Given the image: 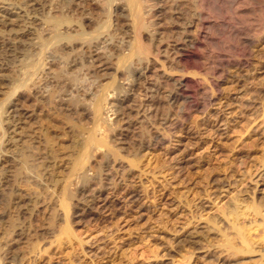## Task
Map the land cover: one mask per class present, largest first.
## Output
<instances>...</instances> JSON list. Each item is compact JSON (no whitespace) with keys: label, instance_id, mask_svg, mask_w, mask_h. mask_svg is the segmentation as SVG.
I'll return each instance as SVG.
<instances>
[{"label":"rangeland","instance_id":"rangeland-1","mask_svg":"<svg viewBox=\"0 0 264 264\" xmlns=\"http://www.w3.org/2000/svg\"><path fill=\"white\" fill-rule=\"evenodd\" d=\"M61 1L44 0L28 16L31 43L50 36L44 31L48 16H73ZM13 2L0 5L21 11L22 0ZM140 3L146 28L127 0H88L85 13L73 16L90 43L109 36L118 44L107 69L92 77L81 60L80 82L108 100L97 126L93 116L86 120V133L106 138L108 146H93L86 157H79L73 133L80 119L59 107L54 84L44 79L60 72L51 65L52 44L0 60V240L9 235L15 241L14 264H178L190 256L189 264H229L228 253L207 242L179 244L206 231V219L221 220L219 209L232 199L244 207L255 197L264 213V0ZM134 43L144 53L121 63ZM182 49L188 58H180ZM28 55L39 61V70L17 90ZM137 71L142 77L136 81ZM185 83L189 93L182 95ZM116 91L119 98L129 92L122 108L114 105ZM215 180L230 185L220 191ZM201 206L203 219L194 220ZM252 236L260 238L258 232ZM260 245L261 252L241 261H261Z\"/></svg>","mask_w":264,"mask_h":264},{"label":"bare ground","instance_id":"bare-ground-1","mask_svg":"<svg viewBox=\"0 0 264 264\" xmlns=\"http://www.w3.org/2000/svg\"><path fill=\"white\" fill-rule=\"evenodd\" d=\"M6 1H9V3H14L13 1H15V2L17 1L18 3H20V0H0L1 3H3V2L5 3ZM42 1H44V0H22V2L20 4L23 8L19 7L22 9L21 11L19 9L12 8L13 5H9V4H8L9 6L0 5V35H1V37H0V60L1 61H6V60L8 61L9 58L20 59V58H18L19 55L22 56L24 51H26V50L29 51V49L33 45H36V47H35V48H37L36 50H39L41 52L49 44H52V49H51L52 52H51V56H50V59H51L50 61L52 63L51 65L59 67L60 72L56 78L50 77L48 74H46V76L44 75L45 76L44 79L46 81H48L49 83L54 84L55 89L53 90V92L51 94H52V97L54 96V98L56 96H58L57 98H60V101H58V102H60L59 107L62 106V109H64V108L67 109V111L72 112L73 115H75L76 117H78V119H80L79 121H81V123H79V125H77V128L73 130V133H74L75 140H77V143L80 147V152H81L80 155H82V156H79V157L80 158L86 157L88 155V149L89 148L96 146V145L99 148L108 146V143L105 140L106 138L97 140L95 134L92 133V131H90L88 134L86 133V130L88 128V127L86 128V126H88V124H90L87 122L89 120L90 116L91 117L93 116V126H97V124H99L101 114H103L102 113L103 108L107 104L108 100H107V98H105V96H106L105 93L102 92V94H98V92L96 91L95 88H93V89L87 88L88 86L87 87L83 86V84L80 82L81 78L79 76L80 75L79 73H81L80 71L83 68L82 64H81V60H84V63H86L88 65V66L85 65V67H87L89 70L86 69L87 71L86 70L85 71L87 72V75H91V77H92V75H94L92 73H97L98 69H102V70L107 69L109 62L112 59L111 53L113 52L114 49L118 48V44L114 41V39H112V37H109V36H106L105 38H103L102 40H100L94 44L90 43V40L92 38L90 39L89 33H87L84 25L80 21H78V19L75 21V19L73 17L74 14H76V12H79L81 14L85 13L84 9L88 7V0H62L61 2L66 7V10L70 11L71 13L72 12L74 13L73 16H70V15L65 14V13H62V15L58 14L57 16H53L54 14L51 16H48L46 20L49 23V29L44 30V31L46 32L47 35H50V36L48 38H46L44 36L45 39H41L39 41V43H37V44L31 43L32 40H30V38L32 36V32H30L29 30H25L26 29V23H27V20L29 18L28 16L31 13H36L39 10H41L40 7L45 6V4H43L42 6L39 5ZM111 2H112V0H107L108 4H110ZM126 5L130 9L129 11H131V14L135 15V17H137L138 25L140 26V28L141 27L146 28L145 25L143 24L142 20L139 19V15L141 13L140 11L142 8L141 7L142 4L140 3V0H127ZM16 6L18 7V4ZM22 12H25L27 14L26 15L27 17L26 16L24 17V15H22ZM5 33H9L11 35H8V37H7L5 35ZM182 40H183V38H182ZM182 42H184V41H182ZM129 52L130 53L128 56H126V57L122 56L119 58V61H121V63L125 62L127 60V57H129V56L133 57L136 54L139 55V54L144 53L140 43H139V46L138 45L135 46V43H134V46L129 50ZM37 54H39V53H37ZM138 55H136V56H138ZM37 56H39V55H37ZM180 58H182V59L188 58V51H185L184 49H182V51L180 53ZM27 60H28V63L23 65V67H24L23 69H25V71L23 73L25 78L22 80H18V82H17L18 86L16 87L17 90L25 88L26 87L25 81L30 79L31 76L36 74L39 70L38 69L39 68V61H37V59L33 60L32 58H30V60H29V55H28ZM40 60H41V57H40ZM17 63H19V62H17ZM0 64H1V62H0ZM19 65H21V64H19ZM128 68H130V67H128ZM142 68H145V67L142 66ZM18 69H19V67H18ZM20 69H22V68H20ZM131 71L132 70H128L129 75L132 73ZM140 71H142V70H140ZM140 71L134 72L135 73L134 75L136 76V79H135L136 81L140 80V78L142 77V74ZM1 72H3V70H1V66H0V81H1V77L3 75V74L1 75ZM1 84L2 83L0 82V85ZM45 85H46V82H45ZM119 87L120 86H118V88ZM187 88L188 87H187L186 83L180 86L179 91L181 92L182 95L183 94L186 95L189 93ZM45 90H43V91L45 92ZM121 90H122V88H121ZM121 92L122 91H120L119 93H121ZM99 93H101V92H99ZM117 93L118 92L116 91V93H114L112 96L115 97V95H118ZM128 93L127 92H124V94L122 93L123 98H119V96L115 97L117 102H114V103H116L114 105L118 106V108H122L129 99ZM108 97H111V96L109 95ZM151 98H153V100H154V98H155L154 95ZM21 118H23V116ZM18 121H20V119ZM18 123H21V122H18ZM171 126H172V124H171ZM73 128H75V127H73ZM84 134H87V136L84 137ZM7 144H9V143H7ZM25 153H27V152H25ZM114 153H115V151H114ZM20 154H21V156L23 155L22 153H20ZM20 154H19V156H20ZM29 155L31 157V154H29ZM29 155L27 154V156H29ZM27 156H25V157L23 156V158L19 157L20 159H22L21 162L23 163L24 166L26 164H28V163H26L27 161L33 159L31 157L28 160ZM45 158H46L45 156H44V158L38 157V158H35L34 161H36V163L42 159H44L43 161H45ZM86 159L87 158H85V160ZM32 161L33 160H31V162ZM87 161L89 162L88 159H87ZM80 166H82V162L80 163V160H79V162L76 164V166L74 168V171H77ZM26 167H28V166L26 165ZM23 169H24V167H23ZM85 170L88 172L87 168ZM87 172H86V174H87ZM75 178H77V177L75 176ZM86 179H87V177H86ZM213 182L216 183V180ZM76 185H79V183ZM217 185H219L220 191H223L225 188L229 187L230 184H225V183L221 182V184H217ZM68 192L69 191H67L66 194H68ZM68 195H70V194H68ZM209 198L211 200V195H209ZM19 200L20 199L18 198V202H16V204H20ZM215 200H216V198L214 199V201ZM243 203H244V207H242L240 200L232 199V201L229 205H227L224 208L219 209V213H220V216L222 218L221 220L223 222H226L228 229H226V226H224V229L222 227H220V224H222V221L220 219L208 218L205 220L207 222V225H208V229L206 231L201 232L200 236H197L200 234V233H198V231L193 233V235L192 236L190 235V237H188L186 239V241L183 240L184 242L179 244V246L185 247L187 245H191V246L198 247L199 243L202 244L203 242H207L206 245L216 246V249H220L223 252L228 253L230 258L233 259V262H231V261L228 262L229 264H248L245 261H241V259H243L241 257H244V256L252 254V253H256L258 249H259L258 252H261L262 246L261 245L257 246V244L259 242L262 245H264V213L262 210L263 206L257 201V199L255 197L252 198L251 201H246V202L243 201ZM201 209H202V206L197 207V210H198L197 213L198 214L193 216L194 220L202 221L204 215H202ZM199 211H200V213H199ZM195 212H196V210H195ZM248 217H252V221H250L249 224L244 221V219L248 218ZM12 227H15V226H12ZM12 227H10V228H12ZM13 230H15V228ZM228 230H229V232H228ZM7 232H9V231L3 232V234L4 233L7 234ZM16 232H17V230H16ZM211 232H215V236L213 238L211 236V235H213ZM255 232H258V236H260V238L258 240L256 239V237L252 236V233H255ZM10 234H11V231H10ZM18 234H19V232H18ZM3 236L4 235H2V238L0 240V264H14L17 260V258H16L17 254L14 256L12 255L15 252V251H13L15 241L13 242V238H12V241L11 240L9 241V238L7 237L9 235H7V236L5 235L8 239H3ZM65 236H66L65 238L67 241H71V239H73V236L68 235L67 233L65 234ZM193 237L198 238L199 239L198 242L191 241L193 239ZM255 241L258 243H256ZM61 245H62V243H61ZM262 257L263 258L261 261H258V262L253 263V264H264V261H263L264 260V253H263ZM191 260H192V256L184 257V260L180 261L178 264H189Z\"/></svg>","mask_w":264,"mask_h":264}]
</instances>
